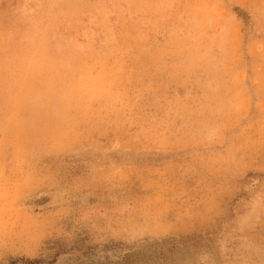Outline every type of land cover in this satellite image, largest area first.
<instances>
[{
	"label": "rangeland",
	"instance_id": "obj_1",
	"mask_svg": "<svg viewBox=\"0 0 264 264\" xmlns=\"http://www.w3.org/2000/svg\"><path fill=\"white\" fill-rule=\"evenodd\" d=\"M0 58V264H264V0H0Z\"/></svg>",
	"mask_w": 264,
	"mask_h": 264
},
{
	"label": "trees",
	"instance_id": "obj_2",
	"mask_svg": "<svg viewBox=\"0 0 264 264\" xmlns=\"http://www.w3.org/2000/svg\"><path fill=\"white\" fill-rule=\"evenodd\" d=\"M228 220H224L227 223ZM216 234L214 230L204 235L192 234L179 238H169L161 242H146L138 248L125 254L120 261L107 264H159L168 260L167 255L179 253L194 254L202 248H207V243Z\"/></svg>",
	"mask_w": 264,
	"mask_h": 264
},
{
	"label": "crops",
	"instance_id": "obj_3",
	"mask_svg": "<svg viewBox=\"0 0 264 264\" xmlns=\"http://www.w3.org/2000/svg\"><path fill=\"white\" fill-rule=\"evenodd\" d=\"M2 65V63H1V58H0V66Z\"/></svg>",
	"mask_w": 264,
	"mask_h": 264
}]
</instances>
